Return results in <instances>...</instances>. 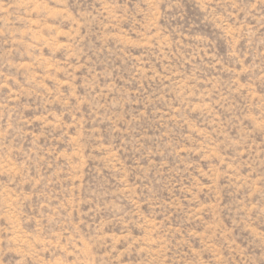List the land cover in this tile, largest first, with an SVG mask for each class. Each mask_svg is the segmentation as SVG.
<instances>
[{
  "label": "rangeland",
  "instance_id": "rangeland-1",
  "mask_svg": "<svg viewBox=\"0 0 264 264\" xmlns=\"http://www.w3.org/2000/svg\"><path fill=\"white\" fill-rule=\"evenodd\" d=\"M0 264H264V0H0Z\"/></svg>",
  "mask_w": 264,
  "mask_h": 264
}]
</instances>
